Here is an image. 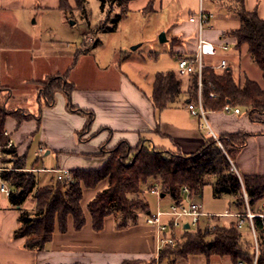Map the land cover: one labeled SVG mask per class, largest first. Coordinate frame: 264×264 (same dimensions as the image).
I'll list each match as a JSON object with an SVG mask.
<instances>
[{"label": "crops", "instance_id": "obj_1", "mask_svg": "<svg viewBox=\"0 0 264 264\" xmlns=\"http://www.w3.org/2000/svg\"><path fill=\"white\" fill-rule=\"evenodd\" d=\"M69 2L72 6L75 5L74 0ZM150 4L152 7L145 11ZM60 5L61 0H0V87L10 89L11 96L7 106L18 96L21 86L35 84L36 89H39V82L49 75L66 72L69 80L81 57L93 60V63L97 62L90 54L95 49L93 46L88 52L81 53L72 67L68 66L65 70V57L72 59L77 50L65 51L61 47L64 45L62 41L55 38L44 40L30 31L29 21L32 14L41 12L47 15L53 10L65 11ZM244 5L249 10H257L264 18V0H244ZM201 7L214 14L211 25L205 30V37L217 44L218 55L229 60L233 71L241 70L242 51L247 48H239L236 45L237 39L229 33L241 25L238 0H132L126 18L149 16L148 20H157V29H167V37L169 32L173 45L171 52L177 59L179 55L196 49L197 26L189 20V16L197 13ZM222 43H228L229 49H221ZM116 52H120L118 65L122 66L123 61L131 58L129 51L122 47ZM98 66L104 67L99 63ZM115 74V77L111 76L113 85L77 86L73 78L69 80L74 84L70 96L72 105L93 114L90 127L80 136V141L72 137L71 131L84 128L88 118L67 108L64 90L56 91L52 105L39 99L40 90H35L36 104L33 108L12 103L10 107H20L35 115L21 122L12 115L6 118L5 131L16 146L17 153L25 156L16 139L20 136L25 122H33L34 129L30 132L34 136L39 135L43 143L41 145L46 148L44 153L43 148H40L41 153L47 155L45 159L50 160L49 157L55 154L52 163L55 159L56 165L48 167L39 165L40 154H37L31 164L29 159H25L26 166L35 171L36 178L37 173L50 172V169L99 168L107 158V154L101 153L102 148L113 147L120 140L136 146L145 137L147 141H152V145L172 150L179 148L185 153L196 151L205 142L207 131L203 132L200 118L193 115L186 106L190 83L184 80L183 94L178 100L158 111L151 99L153 82L148 90L124 70ZM181 99L183 102L180 104L178 101ZM242 113V108L240 113L210 110L208 116L217 135L238 131L251 133L233 162L241 177L254 174L264 176V114H255L257 119L253 120L248 113ZM49 116L52 125L50 135L54 134L55 139L50 138L45 127ZM3 165L0 160V185ZM56 180L57 176L50 181L45 176L41 183L37 182V186L51 184ZM103 186L105 181L99 187ZM97 190L98 188L84 189V207ZM199 195L193 198L198 199ZM166 197L169 198L168 201ZM145 200L149 202L147 198ZM155 201L156 209L152 210L149 202V210L156 211L160 206L168 208L173 200L170 195H165L157 197ZM201 204L208 213L222 216L230 211H214ZM35 205L36 198L31 195L23 207L33 210ZM260 206L259 209H262L264 201ZM236 211L237 209L234 212ZM145 213L138 212L135 221L131 220L129 224L121 227V217L113 213L105 218L103 229L96 230L87 212V223L81 229H75L70 220L69 229H57L43 248L28 249L23 246V239L15 237V230L20 225L18 207L13 206L8 195L0 190V264H235L227 256L204 254L161 261L160 251L157 250L158 231L154 225L145 222Z\"/></svg>", "mask_w": 264, "mask_h": 264}, {"label": "trees", "instance_id": "obj_2", "mask_svg": "<svg viewBox=\"0 0 264 264\" xmlns=\"http://www.w3.org/2000/svg\"><path fill=\"white\" fill-rule=\"evenodd\" d=\"M72 7L69 0H61V8L72 11L76 8L86 13V0H74ZM132 0H100L103 18L95 27L96 33H111L118 30L121 21L127 17ZM240 4L239 17L241 25L229 31L237 39L236 45L247 46L251 59L259 66L264 79V18L257 10H249ZM148 6L145 11L151 8ZM99 42L94 41L93 46ZM91 48V47H90ZM77 50L74 63L81 53ZM68 73L50 76V81L40 92L39 99L47 105H52L57 90H64L70 98L74 90L73 82L67 79ZM189 94L186 102L197 97V76L191 77ZM203 80L205 82L204 104L208 110H222L226 104L246 107L251 119L256 120L255 114H264V87L257 80L245 77L238 83L234 71L227 68L218 72L206 68ZM183 80L176 71H160L155 74L151 94L152 102L158 111H162L177 101L183 94ZM216 96L211 97L210 92ZM4 92L8 94L4 96ZM10 89L0 87V148L1 160L14 163L12 169L3 166L1 178L10 186L9 200L18 207L20 225L15 230V237L23 239V246L28 249H41L51 240L57 229H69L70 220L75 229H81L87 223V212L91 216L92 226L96 230L104 227L107 216L117 210L123 212L120 227L137 219L136 210L149 209V202L131 200V195L139 193L149 178L158 179L162 183V192L170 195L173 201L179 202L184 197L183 187L189 189V196L202 193L206 183L211 182L214 194L231 195L235 198L237 212L244 213L247 206L244 191L248 195L249 206L252 209L264 199V176L245 175L240 177L233 169L231 160L246 144L251 133L238 131L222 133L218 140L207 132L205 142L194 152L185 153L178 149H167L147 144L142 137L136 146L128 141L120 140L108 152L110 157L99 168H73L69 180H56L51 184L37 186L36 173L33 168L26 166L25 156H18L14 144L8 146L9 135L4 133L5 121L9 115L17 117L21 122L35 116L20 107L8 108ZM74 110L86 112L85 109L70 104ZM93 115L90 116L92 120ZM220 142V143H219ZM106 151V150H105ZM107 152V151H106ZM216 177L214 181H211ZM105 181V186L99 187ZM85 188H98L95 195L82 205ZM36 198L33 210L23 207L29 196ZM132 210H135L134 212ZM196 227H185L180 235H175V243L164 245L159 259L164 261L173 257H186L193 254L206 256H227L235 264L239 260H253L252 243L243 241V234L238 227L237 219L229 225L209 224ZM254 226L259 237L258 264H264V218L255 217ZM247 227H251L247 223ZM250 244V245H249ZM155 262V259H153Z\"/></svg>", "mask_w": 264, "mask_h": 264}, {"label": "rangeland", "instance_id": "obj_3", "mask_svg": "<svg viewBox=\"0 0 264 264\" xmlns=\"http://www.w3.org/2000/svg\"><path fill=\"white\" fill-rule=\"evenodd\" d=\"M72 7H75L72 6ZM104 14L100 8V0H86V13H83L82 10L72 9V11H58L53 10L49 12L47 15L42 14L41 12H36L31 15L29 21L30 31L32 33L37 34L39 38L45 39H53L60 40L63 42L62 48L66 50L73 49L84 51L92 47L94 41L97 39L99 42L96 44L95 49H93V54L90 53L92 59L97 62L93 63V60H85V57H81L78 66L69 76V80L73 78L77 86H100V85H113L114 80L111 78L115 77V73L121 72V70L126 71L131 74L133 79L144 89H150L152 82L154 81L155 73L158 71H167L169 70H177V59L174 54L171 52L172 40L170 39V35L168 32L167 41L160 40V34L163 31H167V29H157L156 23L157 20H148L149 16H132L131 18H124L121 21L120 27L116 32L112 33H101L97 34L95 31L96 25L103 18ZM152 19V18H151ZM136 48L133 49V47ZM122 47L124 50L129 51L131 54V58L129 60L123 61L122 66L119 64L120 52H116L119 48ZM247 48L244 44L239 48ZM86 54V53H85ZM89 57V56H88ZM221 58L220 55L216 57H212V59H208V61L217 62ZM75 59L74 56L72 59L68 60L65 57V70L69 66L72 67ZM99 64H102L104 67H99ZM126 63V64H123ZM241 70H234V76L238 83H241L245 77H250L251 79L257 80L264 87V79L262 76V71L259 66L251 59L250 54L248 55L247 50L242 51L241 56ZM222 72V71H218ZM111 73V74H110ZM177 73V72H176ZM63 74L57 75H49L46 79L39 82V89H36L37 85L29 84L20 87V93L11 101V104L8 105V108L12 105V103H17L27 108H33L36 104V99L34 96L35 90L42 91L46 85L50 81V76H59ZM180 77L183 82L184 80L189 84L191 83V77ZM8 93L4 92V96ZM65 97L67 98V108L71 111L77 112L79 114L85 115L88 120L84 128L71 131L72 137H74L77 141H80V136L84 135L85 131L90 127L91 121L90 116L93 115L90 111H79L71 108L70 104L71 99L65 93ZM184 98V97H182ZM180 104L183 102V99L178 101ZM187 104V103H186ZM15 107H10L13 109ZM242 108V114L245 115L248 113L246 107ZM27 111L26 109H24ZM28 112V111H27ZM46 129L51 134L50 129L51 125V116L48 117V122L46 123ZM34 129V124L32 122H25L23 128L20 130V136L18 137L17 144L20 145V151L25 154V159H29V163L33 162L37 154H40L39 165L41 167L56 165V161L51 155L49 159H45L47 155H44L45 147L41 144L39 139V135H32L30 132ZM203 132L207 130L203 128ZM55 132V131H54ZM95 134V133H94ZM93 136V135H90ZM88 136V138L90 137ZM51 139H55L56 136L54 134L50 135ZM11 139V138H10ZM9 139V140H10ZM220 143V142H219ZM72 144V142H71ZM147 144L152 145V141H148ZM40 148H43V153H41ZM112 147H103L101 153L103 155L107 154V158L110 157V153L108 150ZM107 152H106V151ZM18 154V153H17ZM43 154V155H41ZM19 156V154H18ZM21 156V155H20ZM6 158V162L3 166H7L8 169H12L14 167V163L8 161L9 158ZM1 160V158H0ZM2 162V160H1ZM47 177L48 181L51 180L54 176H57V173L54 171L50 172H39L37 173V182L41 183L43 177ZM241 177V176H240ZM153 178V177H152ZM149 178L148 181L143 185L142 190L139 193L131 195V200H145L146 198L151 204L152 210L156 209V195L151 194L148 191L149 184H151L155 179ZM213 179V178H212ZM211 181H214V179ZM10 187V186H9ZM202 195L198 196L199 202L203 203L205 207L210 210L224 212L225 209L230 211L236 210L235 198L231 195H220L216 196L214 194V187L211 182L205 184ZM145 195V197H144ZM216 197V198H215ZM166 201L169 200L168 197L165 198ZM264 199L262 200V202ZM261 204V202H260ZM260 204H256L251 210L254 212L260 211ZM162 209H166L167 207L163 206ZM133 212L135 210H132ZM145 210H141L140 208L136 210L138 212H144ZM114 213H117L121 219L123 218V212L121 210H117ZM236 220L237 218L234 216H227L222 214H214L211 218L202 221L201 225H206L207 223L211 228H214L216 224L220 225H229L232 220ZM238 223V222H237ZM250 227L251 224L247 222ZM247 223H245L242 227H239L243 234V241L251 242L252 245H255L254 234L251 233L250 229L247 227ZM194 229V227H193ZM252 230V228H251ZM178 235L181 232L177 233ZM259 240V237H258ZM250 245V244H249ZM253 251V247H252Z\"/></svg>", "mask_w": 264, "mask_h": 264}, {"label": "built area", "instance_id": "obj_4", "mask_svg": "<svg viewBox=\"0 0 264 264\" xmlns=\"http://www.w3.org/2000/svg\"><path fill=\"white\" fill-rule=\"evenodd\" d=\"M213 17L214 14L212 12L207 11L202 7L197 13L189 16V20L196 23L197 26L196 49L191 53H184L178 56L176 72L181 77L197 76V97L187 102L186 106L193 115L200 118V121L207 132L212 134L218 140V135L215 133L209 121L208 114L210 110H208L204 104L205 82L203 77L204 71L208 67L213 68L216 71H224L225 69L230 68V64L226 57H221L216 63L208 61V57H216L219 50L216 43L205 37V30L211 25ZM220 47L223 50H227L229 49V44L222 43L220 44ZM210 96H216L215 92H210ZM222 110L226 113H240L241 107L226 104ZM4 133L8 135L7 131H4ZM12 144V139H10L8 146H11ZM231 162L233 169L238 173L233 160H231ZM50 170L57 173V180H69L71 178L70 169L59 168ZM0 190L6 195H9L11 191L9 185L3 179L1 180ZM149 191L160 198L162 193L161 181L155 179L149 185ZM183 192L185 197L179 202L172 201L166 209H162L160 206L156 211H151L149 209L145 210V222L154 225L158 231V251H160L166 244H174L175 235L179 233L178 231L182 232L185 227H196L202 221L214 216V213L206 212L198 200L189 196V189L187 186L183 187ZM244 200L247 206L246 212L226 211L224 215L236 217L239 227H242L245 223L249 222L254 234L255 245L253 246V260L251 262L247 260H239L237 264H258L260 246L254 226V218L257 216L264 218V208L257 212L252 211L249 206L248 195L245 191Z\"/></svg>", "mask_w": 264, "mask_h": 264}, {"label": "water", "instance_id": "obj_5", "mask_svg": "<svg viewBox=\"0 0 264 264\" xmlns=\"http://www.w3.org/2000/svg\"><path fill=\"white\" fill-rule=\"evenodd\" d=\"M160 40L161 41H166L167 40V35H166V32L165 31H163V32H161V34H160ZM134 48H136V46H134L133 47V49ZM161 196L163 197V196H165V193H161Z\"/></svg>", "mask_w": 264, "mask_h": 264}]
</instances>
